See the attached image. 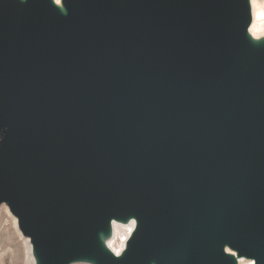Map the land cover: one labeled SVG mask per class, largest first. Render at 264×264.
Wrapping results in <instances>:
<instances>
[{
	"label": "water",
	"instance_id": "water-1",
	"mask_svg": "<svg viewBox=\"0 0 264 264\" xmlns=\"http://www.w3.org/2000/svg\"><path fill=\"white\" fill-rule=\"evenodd\" d=\"M0 0V203L36 264H264V44L247 0ZM135 218L120 256L101 241Z\"/></svg>",
	"mask_w": 264,
	"mask_h": 264
},
{
	"label": "bare ground",
	"instance_id": "bare-ground-1",
	"mask_svg": "<svg viewBox=\"0 0 264 264\" xmlns=\"http://www.w3.org/2000/svg\"><path fill=\"white\" fill-rule=\"evenodd\" d=\"M51 2L63 13H65V7L62 3V0H51ZM249 5V11H250V21L246 28V36L249 40V42L254 45H261L264 44V9L261 5V2L259 0H247ZM4 213L11 222L12 228L15 230L16 235L21 240L25 254H26V260H30V264H34V255L32 254V246L31 242L29 241V238L24 236L22 232L20 231L18 224H17V218L13 215L11 212L8 204L6 202L0 203V214ZM136 221L135 218L132 219V221L127 225L124 226L122 223L114 222L113 223V229H116L117 231L124 232V239L121 243V246L117 245V242L112 240L110 242L111 248L116 252L119 253L130 234L131 230L135 226ZM121 234V233H120ZM225 253L231 257L233 260V264H253L254 259L253 258H247L243 255L237 254L235 250H232L228 248L227 246L224 247ZM69 264H79V261H72ZM153 264V263H151Z\"/></svg>",
	"mask_w": 264,
	"mask_h": 264
},
{
	"label": "rangeland",
	"instance_id": "rangeland-1",
	"mask_svg": "<svg viewBox=\"0 0 264 264\" xmlns=\"http://www.w3.org/2000/svg\"><path fill=\"white\" fill-rule=\"evenodd\" d=\"M264 9V0H259ZM132 219L125 221L122 220H113L110 224L109 232L101 236L102 244L115 256H120L126 247V242L129 236L132 234L133 229L128 235L126 242L119 253H116L110 246V242L115 240L117 245L121 246V243L124 239V232L117 231L113 229V223L118 222L122 223L124 226H127ZM121 233V234H120ZM79 264H95L91 260H78ZM34 264L35 260L33 261ZM0 264H30V260H26V254L24 246L21 240L15 233V230L12 228L10 219L4 214H0Z\"/></svg>",
	"mask_w": 264,
	"mask_h": 264
}]
</instances>
